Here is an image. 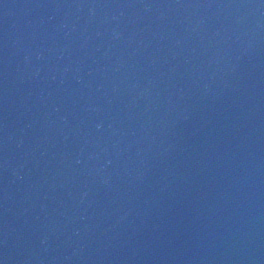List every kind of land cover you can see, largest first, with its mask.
Returning a JSON list of instances; mask_svg holds the SVG:
<instances>
[{
    "label": "water",
    "instance_id": "1",
    "mask_svg": "<svg viewBox=\"0 0 264 264\" xmlns=\"http://www.w3.org/2000/svg\"><path fill=\"white\" fill-rule=\"evenodd\" d=\"M0 264H264V0H0Z\"/></svg>",
    "mask_w": 264,
    "mask_h": 264
}]
</instances>
